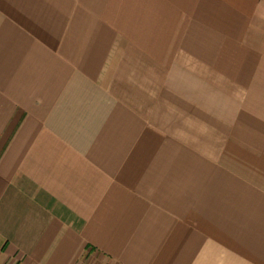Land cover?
Returning <instances> with one entry per match:
<instances>
[{"label": "crops", "instance_id": "0c3cea01", "mask_svg": "<svg viewBox=\"0 0 264 264\" xmlns=\"http://www.w3.org/2000/svg\"><path fill=\"white\" fill-rule=\"evenodd\" d=\"M0 264H264V0H0Z\"/></svg>", "mask_w": 264, "mask_h": 264}]
</instances>
